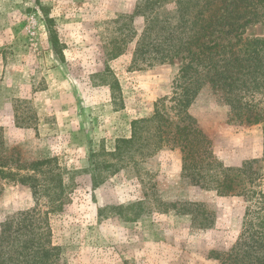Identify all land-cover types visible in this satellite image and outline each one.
Returning a JSON list of instances; mask_svg holds the SVG:
<instances>
[{
    "label": "rangeland",
    "instance_id": "rangeland-1",
    "mask_svg": "<svg viewBox=\"0 0 264 264\" xmlns=\"http://www.w3.org/2000/svg\"><path fill=\"white\" fill-rule=\"evenodd\" d=\"M175 1L167 11H176ZM139 2L0 0V128L11 166L53 159L69 185L68 199L51 211L46 196L0 177V231L4 221L38 209L48 213L57 264H223L241 239L250 203L193 185L182 176L179 149L163 148L93 182L95 155L113 152L134 120L153 115L183 65L135 63L145 30L144 17L131 20ZM243 33L264 40V14ZM256 98L264 111V88ZM189 113L221 164L260 160L264 192V121H230V108L208 86ZM191 203L204 204L208 214L195 219Z\"/></svg>",
    "mask_w": 264,
    "mask_h": 264
},
{
    "label": "trees",
    "instance_id": "trees-1",
    "mask_svg": "<svg viewBox=\"0 0 264 264\" xmlns=\"http://www.w3.org/2000/svg\"><path fill=\"white\" fill-rule=\"evenodd\" d=\"M171 1L140 0L131 20L145 18L135 63L154 66L182 59L172 95L159 101L150 117L134 120L130 137L119 138L113 152H104L103 158L95 155L94 185L163 148L179 149L182 176L193 185L221 197H243L250 203L241 239L224 254L222 263L264 264V192L258 190L261 173L256 168L260 160L245 161L241 167L221 164L213 155L210 140L189 113L199 92L208 86L230 108V121L247 125L264 121L256 98L264 88V40L243 38L245 26L263 16L258 8L264 9V0H176V11H167ZM106 72L111 69L107 67ZM117 87L120 90L119 84ZM9 159L0 128V177L17 179L29 185L35 195L46 196L51 211L61 209L68 199L69 185L64 173L50 165L53 159L16 168ZM22 171L27 174L22 175ZM189 207L195 219L208 214L204 204L191 203ZM47 214L32 209L1 224L0 264H57L60 249L52 246Z\"/></svg>",
    "mask_w": 264,
    "mask_h": 264
}]
</instances>
